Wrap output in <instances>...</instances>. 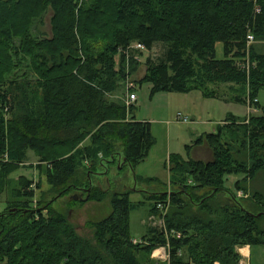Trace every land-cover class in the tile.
Returning a JSON list of instances; mask_svg holds the SVG:
<instances>
[{
  "label": "trees",
  "instance_id": "1",
  "mask_svg": "<svg viewBox=\"0 0 264 264\" xmlns=\"http://www.w3.org/2000/svg\"><path fill=\"white\" fill-rule=\"evenodd\" d=\"M48 13L51 32L44 37L38 26ZM138 44L148 52L164 48L161 58H149L139 83L152 85V97L200 92L219 99L211 86L231 85L248 91L234 103L262 111L248 123L229 117L186 147L190 158L170 157L171 193L160 185L147 198L160 219L157 205L170 198L165 229H151L142 245L131 236L137 207L130 192L114 198L111 216L86 238L65 216L33 209L41 185L21 177L13 189L11 179L33 153L48 185L63 192L56 202L77 188L89 160L114 158L116 142L132 170L149 158L156 145L151 124L136 120L135 106L108 99L137 72L132 53H143L129 50ZM217 44L224 60L216 57ZM28 62L38 81L7 78ZM261 91L264 0H0V198L8 192L12 199L0 215V263L156 264L152 254L164 247L170 264H240L239 248L264 246V109L255 104ZM226 131L238 139L226 140ZM205 147L208 160L192 156ZM231 176L241 177L234 190L226 188ZM89 188L86 202L93 200Z\"/></svg>",
  "mask_w": 264,
  "mask_h": 264
},
{
  "label": "rangeland",
  "instance_id": "2",
  "mask_svg": "<svg viewBox=\"0 0 264 264\" xmlns=\"http://www.w3.org/2000/svg\"><path fill=\"white\" fill-rule=\"evenodd\" d=\"M92 1L94 0H79V3L82 5L84 3H91ZM51 18L52 13H48L44 19V24L38 26L41 36L47 37L50 35ZM36 33L38 34L37 31ZM163 53L164 48L161 45L156 46L151 52L144 51L141 57L140 54L134 51L132 55L138 59V61L136 60L138 62L137 72L121 85L118 92L108 96L110 102L126 106L128 85L130 82L135 85L137 84L134 90L138 98L135 104V117L139 122L146 121L152 124V135L156 141L150 157L135 170H132L128 165L124 166V144L116 142V155L114 158H106L103 154H100L97 164L86 163L84 167L79 169L80 180L77 188H64L66 189V194L56 202H54L56 198L62 195L63 192H55L48 185L46 170L41 169L39 171L36 169L31 171L29 168L21 169L11 176L13 189L17 187L16 183L19 178L26 175L32 177L30 180L35 184L41 185L40 190L36 192L34 203L32 204L34 210L44 209V207L48 208L43 213L45 217L63 215L76 227L81 236L93 238V228L95 225L111 216L114 198L117 195L130 192L131 202L137 207L130 217L131 236L133 239L141 241L142 238L149 234L151 229L163 230V220L151 214L152 204L147 198L152 193L157 192L160 185H167L165 188H167L168 193H171V189H173L169 186L171 175L167 168L170 157L172 155H180L185 159L187 157L190 158L186 147L194 146L197 139L214 133L219 126L226 124L225 120L230 114L236 115L241 121L246 120V123L250 121L251 116L262 115V111L257 107L256 103L259 101L261 109H264V91L260 92L258 99L255 101V107H250L233 102L236 97L245 99L248 91H243L242 93L236 92L235 90L238 88L231 85L211 86L212 89L214 88V90L218 91L215 93L219 98L218 100L205 99L200 92H194L189 96L160 93L152 97V85L145 84L140 86L139 83L146 74V64L149 58L157 60L163 56ZM117 60L120 63V59L117 58ZM243 61H240V63ZM29 65V62L26 63L7 78L11 81L18 80L19 83H24L27 80L33 83L34 81H38V76L30 69ZM179 115L182 118L189 119L193 123L184 124L180 122L178 120ZM227 135L226 140L230 139L234 141L235 138L238 139L237 134L227 132ZM88 145V142H86L85 146ZM194 151L192 156L195 154ZM210 154L209 150L200 149L196 152L195 157L206 158L208 160ZM39 161V158L30 153L27 165H38ZM88 179L91 184L89 183L87 186L86 180ZM149 179H156L159 183L146 182ZM240 179L241 177L231 176L228 179L229 182H227L226 188L234 190L236 180ZM90 185L95 189L93 200L86 202L91 192ZM74 197H83L84 201L75 202L73 200ZM238 197L242 198V193H239ZM10 199L11 196L9 197L7 194L0 198L1 213L5 212L8 200ZM177 237L180 238V235ZM161 248L163 247H159L157 250ZM244 248L238 249V253L242 257L240 264H249L244 262L245 259H250L248 250L246 247ZM182 253V256L188 259L187 254ZM152 261L156 264L171 263L170 256H166L162 251H154ZM251 264H264V246L252 248Z\"/></svg>",
  "mask_w": 264,
  "mask_h": 264
},
{
  "label": "built area",
  "instance_id": "3",
  "mask_svg": "<svg viewBox=\"0 0 264 264\" xmlns=\"http://www.w3.org/2000/svg\"><path fill=\"white\" fill-rule=\"evenodd\" d=\"M250 39V41L251 42H253V40H254V38L253 37H250L249 38ZM134 50H138V51H141L142 53L144 52V51H146V49L142 46V45H135L132 49H130L129 50V52H132V51H134ZM135 60H137L138 61V59L137 58H135ZM137 87V84L135 85L134 83H129V85H128V99H127V101H126V107H127V109L129 110L131 107H133V106H135V104L137 103V100H138V98H137V96H136V94L134 93V90H135V88ZM178 120L180 121V122H182V123H184V124H186V123H189L190 121L187 119V118H182V116L181 115H179L178 116ZM170 208V198L168 199V201L166 202V203H159L158 205H157V209L162 213V220H163V228L165 229V217H166V215H167V213H168V209ZM133 244L134 245H142L143 244V241H138V240H134L133 241ZM161 249H167L168 250V248H161ZM160 249V250H161ZM169 256V255H168ZM155 257V256H154ZM243 262V261H242ZM241 264H243V263H241Z\"/></svg>",
  "mask_w": 264,
  "mask_h": 264
},
{
  "label": "crops",
  "instance_id": "4",
  "mask_svg": "<svg viewBox=\"0 0 264 264\" xmlns=\"http://www.w3.org/2000/svg\"><path fill=\"white\" fill-rule=\"evenodd\" d=\"M216 57H217V59L218 60H224L225 59V52H224V45L223 44H217V46H216ZM194 93V92H193ZM192 94V93H191ZM191 94H188V95H186V96H189V95H191ZM218 100V99H217ZM224 102V101H223ZM227 103V102H226ZM231 116H233V117H236L238 120L240 119L239 117H237L236 115H234V114H230L228 117H227V119L229 118V117H231ZM227 119L225 120V121H227ZM189 120V119H188ZM239 121H241V120H239ZM143 122H146V121H143ZM148 123H150V122H148ZM191 123H193V122H189V123H186V124H191ZM151 124V123H150ZM152 125V124H151ZM223 125V124H222ZM220 127V126H219ZM218 127V128H219ZM218 128H217V130H218ZM217 130L214 132V133H216L217 132ZM213 134V133H212ZM198 140V139H197ZM194 144V143H193ZM204 149H206V150H209V149H207V147H205ZM198 150H200V149H196V151H194V153L196 154V152H198ZM195 154H194V158H197V159H202V160H206V158H198V157H195ZM151 155V154H150ZM150 157V156H149ZM184 158V157H183ZM185 159V158H184ZM186 159H188V157L186 158ZM28 165H26V167H27ZM30 166H33V168L31 169V168H29V167H27V168H29L31 171L32 170H36V164L35 165H30ZM24 169V168H23ZM22 177H27V178H29V179H31L32 177H30L29 175H26V176H22ZM239 181V180H238ZM228 182H229V180H228ZM236 182H237V180H236ZM235 182V183H236ZM8 195L9 197H10V195H9V193L7 192V193H5L4 195ZM3 195V196H4ZM2 196V197H3ZM1 197V198H2ZM10 202H11V199L10 200H8V203H7V206H6V209H5V212L7 211V209L9 208V204H10ZM5 212H3V213H5ZM1 213V212H0ZM3 213H1V214H3ZM0 214V215H1ZM245 249V248H244ZM246 249L248 250V252H249V254H250V256H249V258L250 259H243L244 260V262H247V263H249V264H251V252H252V249L250 248V247H246ZM159 251H162L166 256H168L169 255V251L167 250V249H161V250H159ZM160 254H162L161 252H159Z\"/></svg>",
  "mask_w": 264,
  "mask_h": 264
},
{
  "label": "water",
  "instance_id": "5",
  "mask_svg": "<svg viewBox=\"0 0 264 264\" xmlns=\"http://www.w3.org/2000/svg\"><path fill=\"white\" fill-rule=\"evenodd\" d=\"M73 200L74 201H84L83 197H74Z\"/></svg>",
  "mask_w": 264,
  "mask_h": 264
},
{
  "label": "bare ground",
  "instance_id": "6",
  "mask_svg": "<svg viewBox=\"0 0 264 264\" xmlns=\"http://www.w3.org/2000/svg\"><path fill=\"white\" fill-rule=\"evenodd\" d=\"M113 86V85H112ZM253 101V100H252ZM253 104V103H252ZM136 111V110H135ZM234 127V126H233ZM229 133V132H228ZM117 139V138H116ZM55 151V150H54ZM75 160H76V158H75ZM90 161V160H89ZM88 161V162H89ZM81 187V186H80ZM89 190V189H88ZM76 193V192H75ZM162 202V201H161ZM94 229V228H93ZM76 230V229H75ZM168 231V230H167ZM82 234V233H81Z\"/></svg>",
  "mask_w": 264,
  "mask_h": 264
}]
</instances>
